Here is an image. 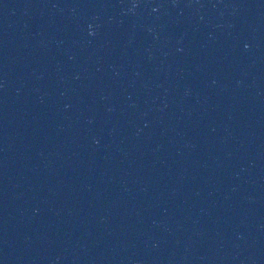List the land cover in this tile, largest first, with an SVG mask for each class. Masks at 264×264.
Here are the masks:
<instances>
[{"label": "water", "instance_id": "obj_1", "mask_svg": "<svg viewBox=\"0 0 264 264\" xmlns=\"http://www.w3.org/2000/svg\"><path fill=\"white\" fill-rule=\"evenodd\" d=\"M0 264H264V0H0Z\"/></svg>", "mask_w": 264, "mask_h": 264}]
</instances>
